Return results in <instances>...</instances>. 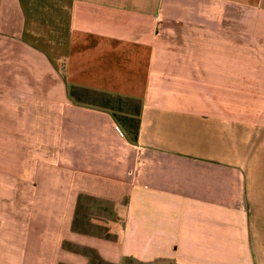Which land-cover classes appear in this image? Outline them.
<instances>
[{
	"label": "crops",
	"instance_id": "crops-1",
	"mask_svg": "<svg viewBox=\"0 0 264 264\" xmlns=\"http://www.w3.org/2000/svg\"><path fill=\"white\" fill-rule=\"evenodd\" d=\"M88 252L264 264V0H0V264Z\"/></svg>",
	"mask_w": 264,
	"mask_h": 264
},
{
	"label": "rangeland",
	"instance_id": "rangeland-1",
	"mask_svg": "<svg viewBox=\"0 0 264 264\" xmlns=\"http://www.w3.org/2000/svg\"><path fill=\"white\" fill-rule=\"evenodd\" d=\"M83 202L86 203V205H84L80 209V213L77 219L78 227L80 229L87 230V232L90 233L92 232L95 234H102L112 238L115 237L116 234L115 226L117 227V223L114 221V219L111 223L112 229H109L111 225L109 223L104 224V222H101L100 225L102 226H99L98 224L99 220L104 221L113 218V216L111 217L108 216V212L110 210L109 207L97 205L96 203L89 200H85ZM66 247L71 248L70 246H66ZM88 254L91 257V264H104L103 262L97 259L94 253L88 252ZM124 264H137V263H134L132 261H127Z\"/></svg>",
	"mask_w": 264,
	"mask_h": 264
}]
</instances>
